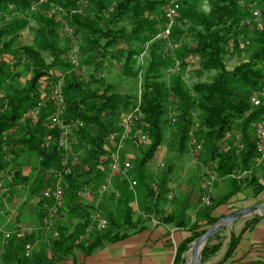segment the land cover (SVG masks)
Masks as SVG:
<instances>
[{
	"label": "trees",
	"instance_id": "trees-1",
	"mask_svg": "<svg viewBox=\"0 0 264 264\" xmlns=\"http://www.w3.org/2000/svg\"><path fill=\"white\" fill-rule=\"evenodd\" d=\"M41 1L42 6L35 10L40 0H0V174L6 180L7 176H12L7 184L9 188L27 187L20 199L21 205L33 206L37 225L43 227L49 218L44 205L50 207L52 201L42 199L43 192L38 189L41 184L52 186V181L45 183V177L52 171L62 170L61 151L55 146L58 132L47 120L51 114L47 102L36 122L21 123L20 119L42 99L48 83L56 81L57 72L65 76L62 89L65 120L82 123V128L74 131L70 138V153L80 150L85 159L83 162L78 159L73 165L69 158L68 174L62 182L63 206L52 219L54 232L44 239L39 236L49 254L32 252L29 258H24L25 244H18L17 240L25 243L29 238L34 240V236L18 239L13 235L3 246L0 264H61L78 253L89 256L105 242H117L135 235L140 231L136 227L144 221L173 224L189 233L176 250L174 264L182 263L191 243L224 216L212 214L219 207L229 205L233 193L210 198V204L202 210L206 223L201 227L190 222L186 208L171 212L166 176L157 181L158 190L154 193L144 169L163 144L172 120V148L177 156L188 154L189 148L192 149L189 133L196 122L200 142L196 143L201 149L203 144L206 153L215 161L218 176L229 178L249 173L242 179L229 178L234 192L253 190L259 194L264 191V172L253 174L257 168L253 125L264 118V108L254 109L249 105V95L259 89L264 77V0H204L206 11L199 6L203 0H179L181 8L168 42L154 38L167 24L164 9L171 0ZM255 10L260 13L258 23L251 18ZM18 15L24 17L13 18ZM64 22L73 29L79 44L78 62L80 58V65L92 70L86 81L73 72L70 75L73 66L68 60L71 43L60 32ZM26 28L31 30V43L16 46ZM145 45H148L147 55L140 58ZM243 53H247V57L227 70L226 63L239 59ZM144 61L146 68L142 86L138 88L139 107L149 143L147 150L139 155L134 170L131 165L129 172V178L132 172L136 174L137 180L133 178L137 183L135 191L141 190L144 202L136 208L130 205L132 193L123 179L128 198L119 201L114 196L119 210L104 213L108 222L106 230L95 232L89 239L76 244L89 225L90 216L99 212L95 201H87L84 195H100L99 187L106 180V174L110 176L108 165L114 147L108 146L111 143L107 139L120 133L121 116L132 111L138 103V94L133 97L122 93L106 82L101 73L109 62L122 77L136 80ZM172 68L177 71L167 74ZM25 70L31 77L21 83ZM206 74H213L209 81L202 80ZM191 78L195 81L185 85L184 80ZM235 135L238 146L232 140L225 145V140ZM126 144L137 143L127 141ZM23 154L34 156L36 171L43 175L42 178L29 179L27 175H20L19 170L7 173L10 163L18 166ZM121 157L131 159L123 151ZM89 186L91 189L84 190ZM24 198L26 201L22 202ZM258 219L255 216L248 220L245 228H251ZM238 243L239 237L232 235L223 259L217 264H231ZM220 247L219 233L206 243L201 263L206 264Z\"/></svg>",
	"mask_w": 264,
	"mask_h": 264
},
{
	"label": "rangeland",
	"instance_id": "rangeland-1",
	"mask_svg": "<svg viewBox=\"0 0 264 264\" xmlns=\"http://www.w3.org/2000/svg\"><path fill=\"white\" fill-rule=\"evenodd\" d=\"M42 3H43V1L40 0V2L36 4V7L34 9L36 10V9L40 8L42 6ZM199 6L203 11L207 10L206 3L204 2V0L202 3L200 2ZM23 17L24 16L18 15V16H14L13 18L22 19ZM32 26H33V23L30 24V27H32ZM65 27L72 29L67 22L62 23V26H60V32L63 35V37H66L65 32H63ZM31 40H32L31 30L26 28L24 31L21 32L20 38L16 41V46H19V45L23 46V45L30 44ZM145 47H146V45H145ZM147 49H148V45H147ZM146 55H147V50H146ZM246 57H247V53H243L239 59L234 58L231 61L227 62L226 63L227 70H231L234 66L239 65L241 63V61L244 60ZM143 58H145V57H143ZM110 66H111V64L109 62H107L105 69L101 73V76L103 77V79L106 82L111 83L114 86H116V88L119 91H121L122 93L130 94L133 97H135L138 94L136 97H138V100L140 101V95H139L140 90L138 88H140V86H142V79H143L142 77L144 75V70L146 68V61H144V63H142L141 75L136 80H131L128 78L126 79V78L122 77L120 75L118 69L115 66L114 67H110ZM70 70H71L70 75L73 72L76 75L81 76L84 81L88 80V75L92 71L91 69L82 67L80 65V58H79V62L77 64V66H71ZM67 74H68V71H67ZM212 75L213 74H206L202 77V80L203 81H209L211 79ZM30 77H31V73H28V71L25 70L23 72V74L21 75L20 82L25 83ZM64 81H65V78H64ZM184 81H185L184 82L185 85H190L191 83H193L195 81V79L191 78V79H186ZM173 118H174L173 114L170 112L169 119L172 120ZM120 120H121V118H120ZM173 125L174 124H172V122H171V125L169 126L168 131L163 138L164 139L163 144L158 148L154 157L151 159V161L146 165V167L144 169V174L146 176L150 177L152 183L157 184V181L164 179L163 177H165V176H166L165 182L174 180L175 182L180 181V183H182L181 180L188 181L191 184L190 186H185V188L190 187L189 188L190 193H188V196H191L192 198L197 197L199 203L201 201V205H202V199L205 197H209V199L210 198H217L220 196L221 197L225 196L226 194H229V193H233V195H231V197H230V200H232L233 197L239 195L240 197H244V198L247 197L246 198L247 201L252 200L251 202H253L255 204L253 206L264 205V191L259 193V194H257L256 191H253V190H244L242 192L235 193L234 189L231 186V180H229L228 178L226 179V177H220L216 173V163H215V161H212L211 157L208 155V153H206L207 150L204 148V145L202 143L201 144L203 147L198 154L196 153L195 155H192L191 154L192 149L189 148L190 152L188 151V154H185L184 156H177L176 151L172 148L171 132L174 129ZM197 126H198V124L196 122H194V127L191 130V134H192L193 140L195 142H199L197 139V135H196ZM236 137H237L236 135L230 136L229 139L225 140V145L227 144V141L232 140V142L236 146H238V140L236 139ZM223 145H221L219 148H221ZM147 147H148V144H146V145L126 144L124 146V148H128L129 152L133 153V156L130 159L133 170L135 168V165H136V162H137L139 155H141V153H144L147 150ZM78 149H80V148H78ZM163 151H165L164 152V154L166 156L165 159L162 157ZM81 153L82 152H80V150H77V152H75V153L72 152L71 154L76 155L78 157V159L80 160V162H83L85 159V156H84V154L82 155ZM18 161H19L18 166L17 165H11V163H10L9 168L7 170L8 171L7 173L12 174L13 171L19 170L20 175H22V176L27 175V177L29 179H33L35 177L42 178L43 175L41 173H37V171H36L37 163H36L34 156H29V155L23 154V155H21V157ZM159 163H163L164 167L161 169L158 168ZM35 171H36V173H35ZM33 172H34V174H33ZM260 172H264V163H262L259 167H257L256 169L253 170V174H255V175L259 174ZM3 173H5V171ZM106 175H107V177H106V179H107L108 174H106ZM130 175H131L130 178L132 177V180H133V178H134V180L136 179L135 173L132 172V174H130ZM183 176H184V178L182 179ZM210 176H214L216 178V181H218V182H214V184L212 186L213 191H215V188L217 185H219V183H221L220 185L222 186V188L221 187L218 188L216 193H214V194H213V192L211 194V191H209L208 185H207ZM242 178H244V177H242ZM227 180H229V181H227ZM44 181H45V183L47 182V184L50 183V181H52V174L49 173L48 176L45 177ZM0 182H2V184L8 189L7 196L0 195V254H1V251L3 250V246L6 244V243H3L4 242L3 241L4 239L2 237L3 233H5V232L13 233L16 225H19L22 227L37 228L38 227V225H37L38 224V222H37L38 218L36 217V214L33 212V208H32L33 206H30L28 204L27 205H21L20 199L26 193L27 187L23 186L20 190L15 189V188H14L15 189L14 190L12 187L9 188L7 186V184L10 181L6 180L4 177L1 178ZM189 183H188V185H189ZM29 186H32L31 182H30ZM50 187H47L46 184L45 185L41 184L38 190H39V192H43L44 190H47ZM102 195L101 196L97 195L96 198L98 201L103 200ZM167 195H168V193H167ZM259 195L261 196V198L257 199V197ZM84 197L86 198L87 196L84 195ZM172 203H173V200L170 201V206H173ZM236 203L237 202H235V204ZM205 207H207V206L202 205V208H205ZM100 213H102V212H100ZM104 213H106V211H103V213L101 215L103 216ZM140 213H141V211H139V215H141ZM255 216H258V215H252L248 218L241 219L234 224H238L240 222L253 219V217H255ZM196 217L199 218L200 215H198ZM198 218H196V219H198ZM233 225H231L230 227H232ZM230 227H228L227 229H229ZM224 231L225 230H223L221 232V234H223ZM53 232H54V228L52 226L50 228V230L48 231V233L45 235V238H47ZM24 238H26V236L25 237H19L18 239H24ZM40 239H42V238H40L38 235H34V240L29 238L25 243L21 240H17V241H18V244H21V245L30 243L32 246V249H33L32 252H34L35 255H48L49 251H47V249L44 247L45 246L44 243L40 242ZM189 258H190L189 251H187L184 255L183 263H181V264H190Z\"/></svg>",
	"mask_w": 264,
	"mask_h": 264
},
{
	"label": "built area",
	"instance_id": "built-area-1",
	"mask_svg": "<svg viewBox=\"0 0 264 264\" xmlns=\"http://www.w3.org/2000/svg\"><path fill=\"white\" fill-rule=\"evenodd\" d=\"M181 8V5L179 3V0H171L169 4L164 9V17L167 21V24L165 28L157 34V36L154 38V40H161L168 42L170 31L172 27L174 26L175 18ZM251 18L253 19L254 23H258L260 19V13L259 11H253L251 14ZM64 32L66 35V38L70 40L71 46L69 49L68 54V60L73 66H77L78 64V56H79V44L76 41V38L74 36V33L72 32V29L65 27ZM168 44V43H166ZM247 44V43H246ZM147 45L145 47L144 53L140 56V58H143L146 54ZM177 69L172 68L170 70H167L166 73L171 75L174 72H176ZM56 81L54 83H48V89L45 93L42 94V99L33 107L27 109V111L23 114V116L20 119L21 123H24L26 120H29L31 122H36L42 110H44L47 105L46 102L51 106V114L48 116L47 120L50 124V126L55 129L58 132V137L55 140V146L59 151H61V167L62 170L58 172H50L52 174V186L48 188L47 190H44L42 193V199L45 201H52V206L48 207L46 204L44 205V208L48 211V219L45 221L43 227H22L19 225H16L14 228L13 233H3V243H7V240H9L12 235H16L19 237H25V236H42L45 238V235L48 233L50 228L53 224V218H55L58 215L59 210L63 206L64 196H63V177L68 174V163L69 158H71V163L73 165L78 161V157L76 155H72L70 153V145L69 141L72 137V134L74 131H77L78 129L82 128V123L79 121L74 120H65L66 115V104L64 101V97L62 94V89L64 86V75L62 73H56L55 75ZM140 95V93H139ZM140 101L138 100L137 106H135L132 111L127 112L122 115L121 120L119 122L120 127V133L118 135H111L108 137L107 141L111 143V146L114 148V152L110 156V162L108 165L110 176L104 181L103 184L99 187L98 192L100 195L107 192L109 185H110V179L113 175L122 177L127 182V189L130 193H132L135 196V188H136V181L131 180L129 178V172L131 169V164L129 158H122L121 152L123 151L124 145L127 141L130 142H136L137 144L146 145L149 143L148 137L146 135V132L144 131L145 128V122L143 120V115L140 111L139 107ZM249 105L254 109H261L264 108V77L261 81L259 89L253 91L249 95ZM174 122V120H172ZM253 128L255 129L256 134V143H255V149H256V155L257 158L255 160V167H258L262 164L264 161V118L262 117L261 121L254 124ZM189 137L191 139L190 145L192 146V155L198 154L201 151V146L197 144L192 137L191 132L189 133ZM49 146V143H46V147ZM164 164L159 163L158 168H163ZM248 173H244L241 176H234L230 175V178H242L245 177ZM2 174H0V180L2 178ZM12 176H7V179L10 180ZM216 182V178L214 176H210L208 181V189L211 191L212 186ZM91 189V186L88 188H85L84 190ZM151 189L155 193L157 192V184L152 183ZM8 189L0 182V195L7 196ZM119 198V194L117 193L115 196V199ZM173 199V194L168 193L167 200L171 201ZM26 199H22V202H25ZM34 200L31 201L32 204H34ZM210 204L209 197H205L202 199V205L208 206ZM143 216V213H140ZM155 224H158L157 222H153ZM108 225V222L106 219L101 215L100 212L96 211L90 216V223L85 228L83 234L79 236L76 240V244H79L80 242H83L89 237L95 233V232H103L106 230ZM32 246L30 243H27L23 247V257L29 258L32 253Z\"/></svg>",
	"mask_w": 264,
	"mask_h": 264
},
{
	"label": "crops",
	"instance_id": "crops-1",
	"mask_svg": "<svg viewBox=\"0 0 264 264\" xmlns=\"http://www.w3.org/2000/svg\"><path fill=\"white\" fill-rule=\"evenodd\" d=\"M108 146L112 147L111 144ZM164 152H162V157L165 159ZM123 153H126L130 158L133 156V153L129 152L128 148H124ZM181 182H175L174 180L166 182V189L169 193L173 194V206H170L171 212L186 208V215L190 222L197 223L202 227L205 225L206 220L204 214L201 212L204 209L202 208L201 201L199 203L197 197L192 198L188 196L190 187L185 188V186L191 185L188 181L181 180ZM220 184L215 185V191L212 189L211 194L212 192L213 194L216 193L218 188H222ZM125 186L126 183L122 178L113 175L110 179L107 192L102 195L104 201H98L95 193L91 194L93 197L87 194L86 200L95 201V207L102 213L103 211H108L109 213L117 212L119 208L115 206L116 203L113 198L117 193L120 199L118 198L116 200L122 201L128 198L126 195L129 193ZM259 196L257 199L261 198ZM246 198L240 197L239 195L233 197L229 201V205L219 207L213 212L214 214L212 216L221 217L228 213L255 205L251 202L252 200L247 201ZM143 202L141 190L135 192V196L131 194L130 205L132 207L136 208ZM235 202L237 203L235 204ZM198 215H200L199 218L196 217ZM247 222L248 220L234 224L229 229H225L223 234L220 233L221 247L206 264H217L223 259L232 235L239 237V243L234 251L231 259L233 262L231 264H264V219L259 217L251 228H245ZM137 229H140V231L133 236L117 242H105L91 255L83 256L78 253L69 261L61 264H174L178 246L190 236L187 231L181 230L173 224H155L153 221H144L143 224L141 223L140 226L136 227ZM216 242L213 241V243ZM88 243H91V241Z\"/></svg>",
	"mask_w": 264,
	"mask_h": 264
},
{
	"label": "water",
	"instance_id": "water-1",
	"mask_svg": "<svg viewBox=\"0 0 264 264\" xmlns=\"http://www.w3.org/2000/svg\"><path fill=\"white\" fill-rule=\"evenodd\" d=\"M252 215H258L264 219V205H256L244 208L238 211L231 212L221 217L214 225L205 231L203 235L198 237L191 243L189 248L190 264H202L201 256L206 243L215 235L221 233L234 223L241 219L248 218Z\"/></svg>",
	"mask_w": 264,
	"mask_h": 264
}]
</instances>
